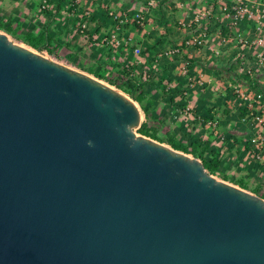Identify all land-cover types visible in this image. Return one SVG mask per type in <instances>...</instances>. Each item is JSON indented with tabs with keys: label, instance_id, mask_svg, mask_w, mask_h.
Returning <instances> with one entry per match:
<instances>
[{
	"label": "water",
	"instance_id": "water-1",
	"mask_svg": "<svg viewBox=\"0 0 264 264\" xmlns=\"http://www.w3.org/2000/svg\"><path fill=\"white\" fill-rule=\"evenodd\" d=\"M143 118L0 31V264H264V198L137 133Z\"/></svg>",
	"mask_w": 264,
	"mask_h": 264
},
{
	"label": "rangeland",
	"instance_id": "rangeland-1",
	"mask_svg": "<svg viewBox=\"0 0 264 264\" xmlns=\"http://www.w3.org/2000/svg\"><path fill=\"white\" fill-rule=\"evenodd\" d=\"M54 1H57L59 6L56 8V11L62 12L66 9L67 0ZM146 1L105 0L104 5L87 3L90 4L91 8L95 7L104 17H106L104 12L105 5L117 12L126 11L130 14H134L137 11L141 12L148 23L145 28L140 29L134 25L133 21L127 25L140 33L141 36L146 37L145 40L152 39L151 41L143 43L140 39L137 40V45L140 48L139 54L134 53L133 48H126L122 52L119 48H110L100 43L99 39L94 40V37L87 40V44L92 46V51L90 49L86 50V52L80 51V47L84 46H68L65 44L63 37L60 38V44L49 48L46 44V35L32 37L26 34H12L10 33L9 22L3 20H0V31L8 34L14 41L33 48L42 54L83 70L115 87L119 85L121 87L119 89L123 92L129 90L127 86L128 81L135 84L138 77L145 79L148 73L151 74V80L147 84H143L142 87H139L135 93V95L143 93L141 103L125 92L139 104L141 109L143 105V107L149 109L150 115L152 112L156 115V117L150 115L146 117L142 109L144 114L143 122L148 124L146 136L169 146L171 145L168 137H172L174 140L182 142L189 151L192 148V143H196L194 148L197 150L196 152L203 154L204 159L210 160L216 158L218 161L217 168L210 174L236 186H243L242 188L257 195H264V181L260 180L261 175L259 174L261 169H258L259 171L255 177L254 171H251L252 173H248V171L236 173L230 166L231 160H239L242 158L244 153L242 146L247 137V133L249 134L250 132L248 126L241 121V117L244 114L241 115L236 97L227 92L224 95L214 93L210 86L198 88L197 86L190 85L191 78L203 72L206 77L212 74L216 76L219 80V86L223 88V80H232L230 73H227L226 70L229 67L230 61L234 58L235 53H223V55L217 56L211 52L210 42V44H206L202 49L185 50L180 56L168 57L155 63L153 61V54L155 52L160 49L179 45L181 41L193 33L192 29L195 26L186 28L179 25V21L182 20L188 23L190 21L189 17L187 19L181 18L179 21L173 18H166V14L168 12L173 13L174 11L172 9L175 8L173 4L169 5V2V4L166 3V0H155L149 10L146 7ZM209 1L211 0H183L182 2H184L185 11L190 15V7L207 5ZM84 12L86 10H78L80 19L76 17L77 21L75 23H77V28L73 30L74 36L70 37L69 33H67L69 40L79 39L82 41L89 38L90 32L88 34L87 29L80 31L78 28L79 21L81 20L80 14ZM85 22L88 28L91 23L90 13L85 18ZM201 27L209 31L213 25L204 22ZM111 28L112 26L106 31H110ZM148 29V34L142 31L144 30L146 32ZM47 31L48 29H43L41 32L46 34ZM210 37L208 36V38ZM228 47L229 49L231 48L230 51L233 50L232 42L229 43ZM186 60H191L188 76L181 73V66ZM124 69L127 71V74L123 73ZM235 69V65L232 64L229 70L235 71ZM97 74H100L101 77H98ZM241 78L242 81L238 83L240 86L244 85L247 87L246 83L251 84L246 78ZM184 106H189L191 109L203 113L215 109L222 111L223 120L218 131L215 130L211 133L209 129H206L205 126L197 123L191 117H186L182 113V107ZM137 133L142 134L138 130ZM220 134L227 137V139L220 141L218 138ZM229 136L235 139V146L230 145L228 140ZM186 153L193 155L192 152ZM260 188L262 191L259 190Z\"/></svg>",
	"mask_w": 264,
	"mask_h": 264
},
{
	"label": "built area",
	"instance_id": "built-area-1",
	"mask_svg": "<svg viewBox=\"0 0 264 264\" xmlns=\"http://www.w3.org/2000/svg\"><path fill=\"white\" fill-rule=\"evenodd\" d=\"M69 7L77 10L82 3L104 5L105 0H68ZM155 0H147L146 7L151 9ZM185 8L184 2L180 3ZM41 10H48L47 0H41ZM190 21H179L181 27L191 28L192 34L180 42L179 45L160 49L153 61L158 63L160 59L182 55L185 50L202 49L211 42V52L217 56L223 55L226 47L232 42L235 49L234 58L230 61L234 64L235 71L226 70L232 80H223L224 87H220L218 79L213 74L206 77L201 72L191 78L190 85L204 88L212 87L214 93L224 95L225 92L233 94L238 102V107L246 112L241 121L250 129L246 139V154L258 169L264 172V0H211L207 5L190 7ZM104 12L111 22L112 28L102 36L101 43L108 47H116L121 50L133 48L134 53L139 54L140 48L134 47L132 37H123L121 31L133 21L137 27H146L147 20L141 12L130 14L126 11L117 12L104 6ZM88 12L81 15L78 28L80 31L87 29L85 18ZM204 22L213 25L212 30H205L201 26ZM211 36L212 39L208 38ZM212 42H217L212 47ZM190 61L186 60L181 66V73L188 76L190 73ZM246 78L251 84L240 86L238 83ZM250 85V86H249ZM182 113L191 117L197 123L205 126L211 133L218 131L223 120L222 111L215 109L210 115L204 116L202 112H196L189 106L182 108ZM220 141L227 139L224 135H218ZM230 145L235 146V139H228Z\"/></svg>",
	"mask_w": 264,
	"mask_h": 264
},
{
	"label": "crops",
	"instance_id": "crops-1",
	"mask_svg": "<svg viewBox=\"0 0 264 264\" xmlns=\"http://www.w3.org/2000/svg\"><path fill=\"white\" fill-rule=\"evenodd\" d=\"M182 1L166 0V3L169 2V5L173 4V7H175L172 9L174 11L173 13L168 12L166 14V18H173L176 21H179L181 18L187 19L189 17L187 11H185V9L180 6ZM47 2L49 4V9L43 11L40 9L41 0H0V20L9 22L10 33L12 34H26L32 37L46 35V44L49 48H53L54 46L60 44V38L63 37L65 44L68 46H84L80 47V51L82 52H86V50L89 49L91 51L93 50L92 46L87 44V40H89L91 37H94V40L99 39L101 43L102 36L105 34L106 30L111 27V23L107 16L104 17L99 13V11H97L95 7L91 8L90 4L82 3L81 7L79 6L77 10H74L73 8L69 7L67 0L65 7L66 9H64L62 12H58L56 11V8L59 7L57 1L47 0ZM80 9L86 10L91 14V23L86 30L87 33L90 32V34L88 33L90 36L88 39L86 38V40L82 41L79 39L69 40L67 33H69L70 37L74 36L73 30L77 28V23H75V21H77L76 17L80 19V16L78 15V10ZM212 28L213 27H211L210 30H212ZM43 29H48L46 34L41 32ZM142 31L146 34L149 33V29L146 32L144 30ZM121 35L123 37H132L134 47L139 46L137 45L138 39H140L142 43L152 40H145L146 37L141 36L140 33L136 32L131 26H127V28L121 32ZM210 38L212 39V37ZM216 46L217 42H212V47ZM119 50L121 52L123 51L121 49ZM230 50L231 48L229 49V47L223 49L224 53L235 51L234 47L232 51ZM242 150L244 151L242 158L239 160L236 159L230 161L231 169L236 173H242L246 171L250 173L251 171H254V176L256 177L259 170L246 155V147L244 144L242 146ZM259 174L261 175V177L259 176L260 180L264 181V172L261 170ZM259 190L262 191L261 188Z\"/></svg>",
	"mask_w": 264,
	"mask_h": 264
},
{
	"label": "trees",
	"instance_id": "trees-1",
	"mask_svg": "<svg viewBox=\"0 0 264 264\" xmlns=\"http://www.w3.org/2000/svg\"><path fill=\"white\" fill-rule=\"evenodd\" d=\"M105 15H106V13H105ZM107 16V15H106ZM134 23V22H133ZM134 25H135V23H134ZM136 26V25H135ZM31 43L33 44V42L31 41ZM36 46H38V45H36ZM39 47V46H38ZM115 48V47H114ZM130 49H132V47L130 48ZM133 50V49H132ZM158 52V51H157ZM157 52H155L154 54H153V56H155L156 54H157ZM153 59H154V57H153ZM161 60H163V59H160L158 62H160ZM189 60V59H188ZM191 61V60H190ZM231 66H232V64L230 65V67H229V69L231 68ZM128 70V69H127ZM123 73H125V74H127V71H125V69L123 70ZM130 75V74H129ZM97 76L98 77H101V75L100 74H97ZM245 78H248V77H246L245 76ZM151 80V74H149L148 73V75H147V77H145V79H142L141 77H138V79H137V81H136V83L135 84H133V83H131V81H128L127 82V86L129 87L128 89V91H125V92H127L128 94H130L132 97H134V99H136V101H139L140 103H141V101H142V94L143 93H139L138 95H135V93H136V91L139 89V87H142V85L143 84H147L149 81ZM116 87H118V88H121L119 85H116ZM141 92H142V89H141ZM185 107V106H184ZM183 108V107H182ZM142 109H143V111H144V114L146 115V117H148L149 115H150V111H149V109L148 108H146V107H143V105H142ZM196 111V110H195ZM213 111V110H212ZM212 111H207V112H205V113H203V115L204 116H208V115H210L211 114V112ZM197 112V111H196ZM240 112H241V115H243V114H245V110L244 109H240ZM150 116H152V117H156V115L152 112L151 113V115ZM187 117V116H186ZM147 127H148V124L146 123V122H143L142 123V125L140 126V128L138 129V132H140V133H142V134H144V135H146V133L148 132L147 131ZM229 139L230 138H232V137H228ZM168 141H169V143H170V145H171V147H173V148H175V149H178V150H182V151H184V152H192L193 153V155L195 156V157H199L201 160H202V162H203V165H204V167L207 169V171L209 172V173H212L216 168H217V164H218V161H217V159L216 158H212V159H210V160H206V159H204L203 158V154L201 153V152H196L197 150H195V146H196V143H192V148L190 149V151H189V149H187V147H185L183 144H182V142H180V141H176V140H174L172 137H168ZM244 145H245V147L247 148V143L246 142H244ZM241 187H243V186H241ZM258 195H260L261 197H263L264 198V195L263 194H258Z\"/></svg>",
	"mask_w": 264,
	"mask_h": 264
}]
</instances>
